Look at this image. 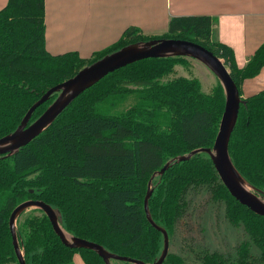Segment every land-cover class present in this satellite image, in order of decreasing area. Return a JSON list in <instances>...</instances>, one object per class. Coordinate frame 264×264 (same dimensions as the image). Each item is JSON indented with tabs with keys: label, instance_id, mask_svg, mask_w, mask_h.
I'll list each match as a JSON object with an SVG mask.
<instances>
[{
	"label": "trees",
	"instance_id": "trees-1",
	"mask_svg": "<svg viewBox=\"0 0 264 264\" xmlns=\"http://www.w3.org/2000/svg\"><path fill=\"white\" fill-rule=\"evenodd\" d=\"M44 19V0H8L0 9V138L16 129L48 89L128 44L156 38L197 43L229 68L239 93L243 81L264 67L262 43L238 68L231 48L211 38L216 22L209 17H171L166 32L157 37L128 27L116 43L86 59L74 52L49 54ZM184 59L148 58L109 73L17 153L0 156V264H18L8 220L12 210L29 199L58 211L67 233L110 253L147 264L159 257L163 236L147 221L143 209L148 180L169 160L211 148L224 109L219 81L204 93L197 79H167ZM56 96L38 106L29 123ZM128 97L134 103L124 110L100 107ZM242 99L228 152L246 183L264 197V89ZM152 187L149 212L168 236L185 216L191 189L205 187L213 202L224 204L227 219L243 227L250 239V245L240 244L233 255L207 249L187 251L183 258L168 253L164 264H264V217L229 194L208 154L172 162L152 180ZM35 211L16 220L25 264H74L76 254L84 264H104L94 251L64 246L45 214ZM249 247H256L258 255ZM111 264L132 263L112 260Z\"/></svg>",
	"mask_w": 264,
	"mask_h": 264
},
{
	"label": "water",
	"instance_id": "water-1",
	"mask_svg": "<svg viewBox=\"0 0 264 264\" xmlns=\"http://www.w3.org/2000/svg\"><path fill=\"white\" fill-rule=\"evenodd\" d=\"M166 57H187L202 63L220 82L225 100L223 113L212 147L194 149L186 155L177 156L169 160L160 170L154 172L148 180L147 191L143 200V209L147 221L163 236L162 251L159 257L149 264H164V260L168 254V234L164 228L153 222L149 212L148 200L153 191L152 180L156 176H161L170 167L172 162L178 163L189 160L193 155L201 152L208 154L219 179L229 194L254 214L264 217V197L246 183L229 156V140L243 99L240 97L238 88L233 82L229 71L216 55L197 43L181 39L156 38L128 44L84 66L73 77L48 89L31 105L16 129L0 138V156H11L49 127L56 117L77 96L109 73L143 59ZM54 93H57V96L53 102L37 119L29 123L34 110L40 104L47 101ZM30 208L39 209L45 214L61 243L68 248L94 251L104 264H111L112 260L132 264H147L139 260L110 253L101 245L70 235L59 225L58 211L45 202L34 199L26 200L17 205L12 210L8 220L11 242L18 264H25V260L17 237L16 220L23 212Z\"/></svg>",
	"mask_w": 264,
	"mask_h": 264
},
{
	"label": "crops",
	"instance_id": "crops-1",
	"mask_svg": "<svg viewBox=\"0 0 264 264\" xmlns=\"http://www.w3.org/2000/svg\"><path fill=\"white\" fill-rule=\"evenodd\" d=\"M8 0H0V9ZM45 49L86 59L116 43L128 27L157 37L171 17L215 19L211 38L231 48L238 68L264 43V0H44ZM264 89V67L245 79L240 97ZM74 264H84L76 254Z\"/></svg>",
	"mask_w": 264,
	"mask_h": 264
},
{
	"label": "rangeland",
	"instance_id": "rangeland-1",
	"mask_svg": "<svg viewBox=\"0 0 264 264\" xmlns=\"http://www.w3.org/2000/svg\"><path fill=\"white\" fill-rule=\"evenodd\" d=\"M225 67L229 71V68ZM175 77L197 79L201 91L204 93H210L218 82L216 76L206 66L195 59L187 57L182 62L175 64L173 74L168 76L167 79ZM131 88L135 87L131 86ZM132 103H134V99L128 97L119 103L104 102L100 107L103 111L124 110ZM207 190L205 187L191 189V194L189 193L190 196L187 197L188 208L185 216L178 222L174 233L168 236V253L183 258L187 251L207 249L211 252H221L226 256L233 255L240 244L250 245V239L243 227H237L227 219L224 204L213 202L211 194ZM33 211L36 213L35 208H30L18 218L23 220L25 216ZM59 225L61 226L60 222ZM250 250L258 255L256 247H252Z\"/></svg>",
	"mask_w": 264,
	"mask_h": 264
},
{
	"label": "bare ground",
	"instance_id": "bare-ground-1",
	"mask_svg": "<svg viewBox=\"0 0 264 264\" xmlns=\"http://www.w3.org/2000/svg\"><path fill=\"white\" fill-rule=\"evenodd\" d=\"M43 103H44V102H43ZM43 103H42V104H43ZM40 105H41V104H40ZM40 105H39V106H40ZM48 106H49V105H48ZM48 106H47V107H48ZM47 107H46V108H47ZM42 113H43V112H42Z\"/></svg>",
	"mask_w": 264,
	"mask_h": 264
}]
</instances>
